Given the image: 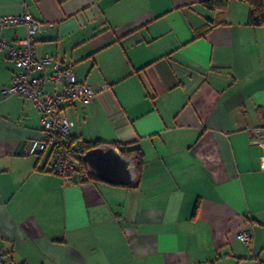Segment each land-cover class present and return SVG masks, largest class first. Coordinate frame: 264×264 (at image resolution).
I'll list each match as a JSON object with an SVG mask.
<instances>
[{"label":"crops","instance_id":"obj_1","mask_svg":"<svg viewBox=\"0 0 264 264\" xmlns=\"http://www.w3.org/2000/svg\"><path fill=\"white\" fill-rule=\"evenodd\" d=\"M202 1L0 0L1 15L48 24L36 53L99 91L63 110L74 139L144 159L133 187L79 174L63 183L50 147L26 153L41 114L1 93L14 66L0 50V264L264 262V146L252 133L264 138V26L247 24L246 2ZM25 35L21 24L0 29L11 43ZM245 227L248 244L237 239Z\"/></svg>","mask_w":264,"mask_h":264},{"label":"built area","instance_id":"obj_2","mask_svg":"<svg viewBox=\"0 0 264 264\" xmlns=\"http://www.w3.org/2000/svg\"><path fill=\"white\" fill-rule=\"evenodd\" d=\"M23 6L26 4L23 3ZM16 24L25 27L24 37L15 43L0 39V50L5 52L14 66L11 82L1 89V93L4 96L19 94L33 102L41 114L42 136L27 141L26 153L41 154L50 147V170L67 184L77 174L86 176L87 173L80 169V160L87 149L85 140L72 136L74 121L65 116L63 110L73 106L76 101L83 104L93 101L99 91L88 82L78 81L71 68L64 65L60 58L36 53L34 36L44 31L48 24L26 11L16 15L0 14V29ZM46 83L60 85L59 91L47 92ZM106 90L108 84H102L100 91ZM252 133L261 138L260 143L264 146V138L259 131L253 130ZM252 236L251 227L242 228L237 233V239L247 244L251 242Z\"/></svg>","mask_w":264,"mask_h":264},{"label":"water","instance_id":"obj_3","mask_svg":"<svg viewBox=\"0 0 264 264\" xmlns=\"http://www.w3.org/2000/svg\"><path fill=\"white\" fill-rule=\"evenodd\" d=\"M89 178L121 187L136 184V164L134 155H123L114 145L105 143L87 149L83 158Z\"/></svg>","mask_w":264,"mask_h":264},{"label":"trees","instance_id":"obj_4","mask_svg":"<svg viewBox=\"0 0 264 264\" xmlns=\"http://www.w3.org/2000/svg\"><path fill=\"white\" fill-rule=\"evenodd\" d=\"M229 1L230 0H203L202 4L212 10H216V9L223 10ZM240 1L246 2L249 6L247 24L252 27L264 26V0H240ZM208 29H209L208 25L203 26L201 29H199L196 32V36L204 35ZM101 144L102 143L98 141H95V142L85 141V148L90 149V148L96 147ZM114 146H116L123 155H126V156L134 155L135 164H136V173H137L136 184H135L136 186L140 180V176H141V172H142V168L144 164L143 152L139 148H135V147L131 148L123 144L122 145L115 144ZM80 169L81 171H84L86 174L85 165L83 163V160H80ZM81 179L83 181L91 180L87 174L85 177L81 176ZM196 208H197V205L195 204L194 213L196 212Z\"/></svg>","mask_w":264,"mask_h":264}]
</instances>
